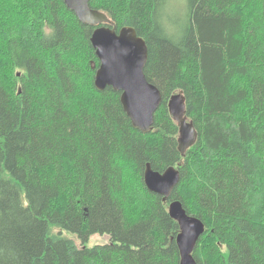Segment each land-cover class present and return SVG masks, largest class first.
<instances>
[{
	"label": "trees",
	"instance_id": "trees-1",
	"mask_svg": "<svg viewBox=\"0 0 264 264\" xmlns=\"http://www.w3.org/2000/svg\"><path fill=\"white\" fill-rule=\"evenodd\" d=\"M170 1L90 0L147 44L163 102L143 134L95 86L97 27L64 0H0V264H180L172 200L205 224L199 264H264V0H188L183 29ZM180 92L199 135L185 156ZM147 164L180 170L167 202ZM96 234L110 243L85 246Z\"/></svg>",
	"mask_w": 264,
	"mask_h": 264
},
{
	"label": "water",
	"instance_id": "water-1",
	"mask_svg": "<svg viewBox=\"0 0 264 264\" xmlns=\"http://www.w3.org/2000/svg\"><path fill=\"white\" fill-rule=\"evenodd\" d=\"M64 2L82 24L97 27L91 37L100 62L95 77L96 88L99 91L112 88L121 93V103L133 127L143 134L152 132L154 117L163 102V96L159 88L148 81L145 74L149 59L145 40L133 27H124L117 32L115 24L105 13L91 9L90 0ZM168 108L178 124L179 151L185 156L197 143L199 135L194 123L188 119L184 94L180 92L173 95L168 102ZM144 181L150 192L162 196L163 201L167 202L181 182V172L176 167H170L160 173L147 164ZM169 213L180 226L177 236L180 264H199L194 252L205 233L204 222L189 215L180 200L170 201Z\"/></svg>",
	"mask_w": 264,
	"mask_h": 264
},
{
	"label": "rangeland",
	"instance_id": "rangeland-1",
	"mask_svg": "<svg viewBox=\"0 0 264 264\" xmlns=\"http://www.w3.org/2000/svg\"><path fill=\"white\" fill-rule=\"evenodd\" d=\"M167 15L169 21L168 24L171 27L185 28L187 16H188V0H171L167 8ZM65 237L73 238L79 247L82 246V241L77 236H73L70 233L64 232ZM110 243V237L108 235L96 234L91 236L84 244L85 246L92 248L95 246H103Z\"/></svg>",
	"mask_w": 264,
	"mask_h": 264
}]
</instances>
